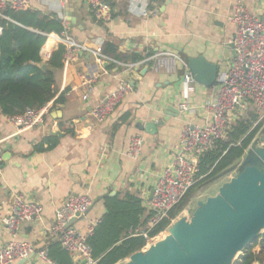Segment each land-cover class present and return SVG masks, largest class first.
I'll return each mask as SVG.
<instances>
[{
  "label": "crops",
  "instance_id": "crops-1",
  "mask_svg": "<svg viewBox=\"0 0 264 264\" xmlns=\"http://www.w3.org/2000/svg\"><path fill=\"white\" fill-rule=\"evenodd\" d=\"M106 1L113 11L108 23L96 21L85 0H30V9L59 18L66 24L68 35L83 48L55 71L57 97L63 93L65 99L48 105L43 125L17 130L0 109V146L3 157L8 154L0 169V248L10 238L3 219L17 193L43 206L41 215L26 223L18 237L32 243L36 251L56 241L49 233L50 227L56 210L72 194L92 199L88 212L72 223L83 232L103 217V199L111 191L121 197L127 193L140 197L146 219L154 185L172 161L182 128L187 122H203L202 108L215 96V87L196 84L191 101L196 113L181 112L180 104L187 91L180 84L184 69L179 63L156 70L145 59L137 63L103 59L95 53L100 45L109 42L128 57L133 53L169 51L187 61L204 55L217 63L219 70L234 57L230 41L235 26L230 16L238 0ZM243 2L249 11L264 16V0ZM146 3L158 12L141 16L140 8ZM55 34L58 33L48 35L40 51L46 68L62 43ZM124 80L132 83V91L105 121H97L90 110ZM166 116L168 119L156 134L138 127ZM134 134L143 137L137 157L127 153ZM47 136H57V144L49 150L36 151L35 147ZM253 251L259 256L253 264H264L261 239ZM72 257L74 264H85L81 257ZM23 264L45 263L34 255Z\"/></svg>",
  "mask_w": 264,
  "mask_h": 264
},
{
  "label": "built area",
  "instance_id": "built-area-1",
  "mask_svg": "<svg viewBox=\"0 0 264 264\" xmlns=\"http://www.w3.org/2000/svg\"><path fill=\"white\" fill-rule=\"evenodd\" d=\"M85 1L91 7L96 21L108 23L112 20V7L106 0ZM29 8L30 0H0V15L8 9L23 11ZM157 12V8H150L147 3L140 8V15L145 17ZM230 20L235 26L234 37L230 41L234 44L235 55L218 71L217 84L214 86L215 96L202 108L203 122H187L182 128L172 161L158 176L154 185L145 225L131 231L147 238V245L144 248L151 245L152 240L164 231L152 237L149 236V232L169 215V212L201 178L199 157L212 149L217 140H227L231 126L248 110H256L259 120L264 118V16L249 11L243 0H238ZM63 25L64 31L55 34V37L66 45L64 61L68 63L76 57L78 50L83 46L68 35L66 24ZM102 46L100 45L95 53L98 57L106 59ZM151 60L156 70L162 66L175 67L179 63L184 69L180 84L187 91L186 99L180 104V111L184 113L195 111L191 101L197 83L188 62L169 51H161L145 58L146 62ZM133 65L128 66L133 67ZM132 89L131 83L121 81L116 89L100 99L90 110V115L97 121H105ZM48 111V106L28 108L21 114L8 116V119L17 130H24L43 125ZM142 145V135L134 134L129 141L128 155L137 157ZM3 161V149L0 146V169ZM91 205L92 199L88 195H70L56 210L53 225L49 230L50 235L65 250L72 256L81 257L85 264L98 263L88 243V236L93 232L95 225H91L86 232H83L69 222L77 214L87 213ZM42 212L43 206L39 203L26 198L21 193L15 195L11 209L3 219L10 238L0 248V264H11L17 260L28 259L33 254L45 264H55L47 248L36 251L32 243L18 240L22 227L39 217Z\"/></svg>",
  "mask_w": 264,
  "mask_h": 264
},
{
  "label": "trees",
  "instance_id": "trees-1",
  "mask_svg": "<svg viewBox=\"0 0 264 264\" xmlns=\"http://www.w3.org/2000/svg\"><path fill=\"white\" fill-rule=\"evenodd\" d=\"M103 23V22H100ZM0 108L2 114L14 116L28 108H40L64 101V94L57 97L55 71L64 64L66 45L60 43L53 53L47 68L42 67L40 51L52 32L61 34L64 25L55 16L42 14L33 9L23 11L6 10L0 15ZM102 52L109 58L128 63H137L151 55L120 54L115 45L106 42ZM152 64L153 61H148ZM264 125V118L250 109L231 126L227 140H217L214 147L199 157L201 177L187 192L184 198L169 212V215L156 225L149 236H155L171 226L175 219L193 198L196 190L214 179L243 158L247 149ZM57 136L45 137L36 151H46L57 144ZM48 144V146H45ZM106 212L97 221L93 232L88 236L92 255L97 264H117L147 245V238L139 233H131L144 226L146 207L143 200L132 194L107 195L104 199ZM264 246V232L234 260L233 264H253L258 254L253 251L259 240ZM48 254L55 264H74L72 255L58 241L50 243Z\"/></svg>",
  "mask_w": 264,
  "mask_h": 264
},
{
  "label": "water",
  "instance_id": "water-1",
  "mask_svg": "<svg viewBox=\"0 0 264 264\" xmlns=\"http://www.w3.org/2000/svg\"><path fill=\"white\" fill-rule=\"evenodd\" d=\"M231 47L234 48V44ZM187 62L197 84L204 87H214L217 84V63L209 61L204 55L189 57ZM42 67L46 68V64H42ZM128 81L131 82L129 79ZM170 110L180 112L174 107ZM167 119L166 116L158 122L140 123L138 127L156 134L158 127ZM258 154L264 161V148L259 149ZM7 158L8 154H5L3 160ZM115 194V191L109 193L111 196ZM79 217L82 216L77 214L69 224ZM262 230L264 170L256 165H246L234 180L220 187L217 195L199 202L191 219L182 217L175 221L164 238L133 253L128 261L118 264H233L237 255ZM33 256L34 254L31 257ZM30 258L20 260L18 264H23Z\"/></svg>",
  "mask_w": 264,
  "mask_h": 264
},
{
  "label": "rangeland",
  "instance_id": "rangeland-1",
  "mask_svg": "<svg viewBox=\"0 0 264 264\" xmlns=\"http://www.w3.org/2000/svg\"><path fill=\"white\" fill-rule=\"evenodd\" d=\"M264 148V125L256 135L255 139L251 143L250 147L247 149L245 155L242 159H240L238 162H236L233 166L216 176L214 179L208 181L207 183L200 186L193 198L190 200V202L187 204V206L182 210V212L174 219L172 223L175 221L181 219L182 217H187L188 219H191L193 216L195 210L199 206V202H205L208 197L215 196L219 193L220 187L227 182H230L236 178L239 172H241L246 165H256L260 169L264 170V161L260 158L258 154V150ZM171 223V225H172ZM169 228V227H168ZM168 228L163 232L166 236V233L168 231ZM264 230L261 231L263 233ZM164 236V237H165ZM162 239V237H159L158 240ZM148 247V246H147ZM146 247V248H147ZM240 254L237 255L236 259L238 258ZM125 261H128L125 260ZM124 261V262H125ZM122 263V262H120Z\"/></svg>",
  "mask_w": 264,
  "mask_h": 264
},
{
  "label": "bare ground",
  "instance_id": "bare-ground-1",
  "mask_svg": "<svg viewBox=\"0 0 264 264\" xmlns=\"http://www.w3.org/2000/svg\"><path fill=\"white\" fill-rule=\"evenodd\" d=\"M164 233H162L160 236H158L157 238H155L154 240H152V242H151V244H153V243H155V242H157L158 241V239H159V237H162V238H164ZM161 239V238H160ZM149 247V246H148ZM146 249V248H145Z\"/></svg>",
  "mask_w": 264,
  "mask_h": 264
}]
</instances>
